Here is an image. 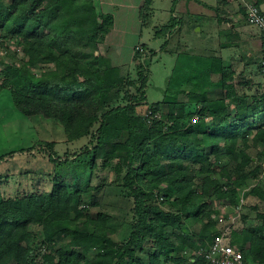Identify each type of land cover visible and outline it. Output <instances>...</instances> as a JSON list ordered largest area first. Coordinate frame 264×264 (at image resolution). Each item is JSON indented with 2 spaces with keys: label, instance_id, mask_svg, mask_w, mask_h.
I'll use <instances>...</instances> for the list:
<instances>
[{
  "label": "trees",
  "instance_id": "16d2710c",
  "mask_svg": "<svg viewBox=\"0 0 264 264\" xmlns=\"http://www.w3.org/2000/svg\"><path fill=\"white\" fill-rule=\"evenodd\" d=\"M251 1L262 9L264 0ZM152 2L141 6L146 26ZM89 6L94 18L82 17ZM114 27V15L92 0H0V93L12 91L28 117L58 121L68 142L89 137L64 159L49 140L0 154V165L22 156L54 164L49 172L0 171V264H206L200 252L221 232L220 199L225 219L255 201V221L232 224L229 236L247 263L264 264L262 48L242 52L239 70L219 52H182L176 24L156 28L167 36L160 51L176 60L163 98L151 102L157 52L144 56L142 43L134 67L115 63L107 43ZM256 64L258 80L246 70ZM112 113L124 117L109 120ZM14 174L27 175V189L10 187ZM114 188L132 206L106 202ZM115 219L128 226L123 239Z\"/></svg>",
  "mask_w": 264,
  "mask_h": 264
},
{
  "label": "rangeland",
  "instance_id": "374dc122",
  "mask_svg": "<svg viewBox=\"0 0 264 264\" xmlns=\"http://www.w3.org/2000/svg\"><path fill=\"white\" fill-rule=\"evenodd\" d=\"M152 1L153 23L150 26H146L142 23L141 12L144 0H92L97 10L110 12L114 15L115 30L110 34L107 43L110 48V56L115 63L123 65L124 68L131 65L134 67L135 64L131 57L137 46L138 49L143 51L142 43L149 45L147 51L144 52V56H150L151 49L157 52L151 62V78L148 87L151 102L163 98L162 88L165 87L176 60L175 54L160 51L161 46L167 40V36H156V28L159 29L169 22L176 24V27L171 29V31L176 30V33L178 30L180 31L175 40L179 41L182 52L186 51L192 55H207L210 52H219L224 56H227L228 53L236 52L232 47L230 48L231 44L227 38H223L221 35V27L227 25L229 20L230 12H227L229 7L225 4L228 0ZM244 7L246 8L245 4ZM95 13V9L89 6L87 11L82 12V17L90 15L94 18ZM245 22L247 26L251 27L247 21ZM172 44L174 43L171 42L167 46L168 49ZM172 47L175 46L172 45ZM178 47L180 48V46ZM131 91L133 93L136 92L134 88ZM123 117V114L120 113L109 114V120L113 121H121ZM194 122L196 123L197 119ZM37 140L57 141L55 147L56 157L64 159L70 154L79 152L89 142V137L68 142L63 126L58 121L42 116L28 117L16 105L12 91L9 89L3 90L0 93V154L28 147L35 144ZM14 158L3 161L0 165V171L9 170L12 173L21 171L49 172L54 169V164L49 161L47 156H36L31 159L22 156L21 159L17 160ZM42 174H40L39 178H36L38 181L43 178ZM26 176L14 174L11 178V183L15 187L13 185L10 187L18 188L19 190L27 189L31 182L29 180L24 182ZM109 191L112 194L105 198L106 202L115 206L128 208L132 206V202L123 197L121 189L114 188ZM216 202L217 208L220 210L218 217L220 225L230 222L229 225L235 224V227H241L255 221V212L250 208V204L254 203V200H246V204L243 207L242 215L245 213L249 216L246 221H243L240 216L235 220L232 217L225 219L224 215L223 217L220 216L228 212V207L223 204L221 199ZM239 217L240 219H238ZM111 225L117 229L120 238L126 237L128 233L126 223L115 219L111 220ZM191 225L194 229L200 227L197 222H191Z\"/></svg>",
  "mask_w": 264,
  "mask_h": 264
},
{
  "label": "crops",
  "instance_id": "0c3cea01",
  "mask_svg": "<svg viewBox=\"0 0 264 264\" xmlns=\"http://www.w3.org/2000/svg\"><path fill=\"white\" fill-rule=\"evenodd\" d=\"M246 1L247 0H228L227 3H225L229 7L227 12H230V15L227 25H223L221 27L222 37L227 38L228 42L231 44L230 48L232 47L233 50H236V52H231L228 53L227 56H223L228 63L234 64L239 70L245 68V64L247 62V58L243 56L242 52H248L249 55L252 54V52L260 54L262 48V36L260 30L252 26L249 27L245 24L246 8L244 7V4ZM261 7L264 10V3ZM114 30L115 27L109 33L108 38ZM257 42L258 44H256ZM246 70L248 73L253 75L254 79L258 80L261 78L258 64L251 65L246 68ZM223 215L224 214L221 216L223 217ZM228 224H230V222ZM224 225L220 226L222 227Z\"/></svg>",
  "mask_w": 264,
  "mask_h": 264
},
{
  "label": "built area",
  "instance_id": "2783aa9c",
  "mask_svg": "<svg viewBox=\"0 0 264 264\" xmlns=\"http://www.w3.org/2000/svg\"><path fill=\"white\" fill-rule=\"evenodd\" d=\"M246 5V20L255 28H258L262 36V59L261 71L264 72V10L254 4L251 0L245 2ZM242 203L236 208V215L232 219L240 216L242 211ZM221 232L218 233L209 247L200 252L206 260V264H249L245 261L243 252L231 244L230 230L231 225H224L221 227Z\"/></svg>",
  "mask_w": 264,
  "mask_h": 264
}]
</instances>
